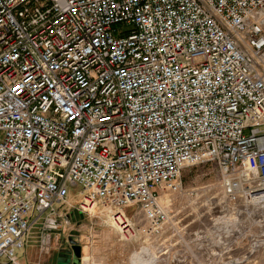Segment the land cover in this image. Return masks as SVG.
<instances>
[{
  "label": "built area",
  "instance_id": "obj_1",
  "mask_svg": "<svg viewBox=\"0 0 264 264\" xmlns=\"http://www.w3.org/2000/svg\"><path fill=\"white\" fill-rule=\"evenodd\" d=\"M207 165L221 187L213 250L246 239L253 253L264 245V0H0V264H17L37 225L94 206L124 243L173 231L205 250L208 231L180 234L161 198L202 197L209 186L186 190L181 174Z\"/></svg>",
  "mask_w": 264,
  "mask_h": 264
},
{
  "label": "rangeland",
  "instance_id": "obj_2",
  "mask_svg": "<svg viewBox=\"0 0 264 264\" xmlns=\"http://www.w3.org/2000/svg\"><path fill=\"white\" fill-rule=\"evenodd\" d=\"M181 182L186 190L200 189L205 185L209 187L202 190V197L198 199L191 200L185 193H177L166 194L161 201L163 204H168L171 199L170 211L174 215V222L181 230L184 228V231L180 230V234L185 233V236L189 234L191 237L198 230L208 231L204 239L205 250H185L179 245L182 241L178 237V232L172 233L173 231L168 232L167 239L164 237L167 244L166 240L160 239L156 242L155 240L144 242L141 239L136 243H124L120 240L116 228L112 226L111 220L107 219L106 213L94 206L90 209L92 211L90 216L72 210L64 213L65 215L61 218V228L46 234L45 237L42 233V225L34 227L24 248L18 251L15 261L17 264H56L57 250L68 247V241L73 240L81 247L82 264H132L134 256L138 255L150 264H153L155 258V264H264V245L251 253L250 243L246 239L231 254L223 253V250H213V242L210 239L212 235L209 233L210 230H206L207 227H211L212 219L215 217L212 213L215 210L210 208L209 202L217 196L218 192L220 193L221 189L220 177L214 166L184 169ZM78 198L77 189L71 187L69 201L76 202ZM55 207L59 209L58 204ZM127 213L128 216L132 214L130 211ZM135 220L138 224L143 223L139 218ZM246 227L248 229V224ZM256 229L250 226V230L254 233ZM169 244L171 247H168ZM56 246H59L58 249ZM86 246L87 249H85ZM123 248L128 250L125 255L120 253ZM146 251L149 252L146 253ZM93 252L97 253L98 257H95ZM152 253L156 256L155 258ZM109 254L114 257H108Z\"/></svg>",
  "mask_w": 264,
  "mask_h": 264
},
{
  "label": "water",
  "instance_id": "obj_3",
  "mask_svg": "<svg viewBox=\"0 0 264 264\" xmlns=\"http://www.w3.org/2000/svg\"><path fill=\"white\" fill-rule=\"evenodd\" d=\"M61 220H46L43 225V236L60 229ZM57 249L59 246H56ZM81 247L73 240L68 241V247H61L57 250L56 264H81Z\"/></svg>",
  "mask_w": 264,
  "mask_h": 264
},
{
  "label": "bare ground",
  "instance_id": "obj_4",
  "mask_svg": "<svg viewBox=\"0 0 264 264\" xmlns=\"http://www.w3.org/2000/svg\"><path fill=\"white\" fill-rule=\"evenodd\" d=\"M97 208V207H96ZM95 211V210H94ZM91 213H92V211H91ZM102 213V212H101ZM147 252H149V251H146V253ZM151 252V251H150ZM144 253V252H143ZM137 254V253H136ZM136 254H134V255H136ZM153 254V253H152ZM147 255H149V254H147ZM154 255V254H153ZM147 259V258H146ZM149 260V259H148ZM132 262V264H150V263H148V262H146L144 259H142L141 257H140V255H138V256H134V259H133V261H131Z\"/></svg>",
  "mask_w": 264,
  "mask_h": 264
},
{
  "label": "crops",
  "instance_id": "obj_5",
  "mask_svg": "<svg viewBox=\"0 0 264 264\" xmlns=\"http://www.w3.org/2000/svg\"><path fill=\"white\" fill-rule=\"evenodd\" d=\"M66 215H67V214H66ZM87 248H88V247L86 246L85 249H87ZM127 252H128V250H127L126 248H123V250H121L120 253H121V255H125V254H127ZM120 253H119V254H120ZM112 254H113V253H112ZM93 255H94L95 257H98V254H97V253H94V252H93ZM108 257H114V256H111V255L109 254ZM115 257H116V256H115Z\"/></svg>",
  "mask_w": 264,
  "mask_h": 264
}]
</instances>
